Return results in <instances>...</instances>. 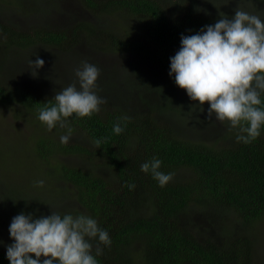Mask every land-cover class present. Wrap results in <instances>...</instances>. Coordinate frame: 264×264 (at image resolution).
<instances>
[{"label": "trees", "instance_id": "1", "mask_svg": "<svg viewBox=\"0 0 264 264\" xmlns=\"http://www.w3.org/2000/svg\"><path fill=\"white\" fill-rule=\"evenodd\" d=\"M18 1L24 7L35 1L39 14L49 3L6 0L13 6H5L0 0V105L13 106L34 127L18 149V157L23 153L21 160L31 169L29 175L24 170L17 176L21 190L0 184V264H10L7 246L14 241L4 227L9 230L12 218L21 212L39 218L52 210L88 215L107 230L111 245H99L103 254L96 257L98 264H258L256 235L264 222V127L252 143L237 142L238 129L208 119L209 105L192 101L169 72L182 34L198 33L220 13L234 16L227 9L235 10V1L245 10V5L260 8L259 1L264 7V0H109L102 5L86 0L92 11L100 10L99 22L80 21L72 31L22 29L14 15L34 14L10 11ZM112 13L135 21L133 30L123 32L125 37L112 26ZM81 33L92 54L79 50ZM43 44L75 55L67 74L76 82V69L84 61L99 63L98 53L129 55L130 75L123 70L124 86L115 81L118 90L105 99L99 113L68 118L66 125L79 140L67 144L60 141L67 127L58 124L49 131L38 119V110L54 103L61 89L54 79L62 77L53 72L62 69L50 53L35 48ZM35 49L47 59L38 75H48H27L33 56L16 75V62ZM17 76L21 81L10 84ZM117 122L124 128L119 135L113 131ZM68 156H79L81 165L68 163ZM153 158L162 161L161 171L174 174L164 187L150 172L141 171V164ZM39 180L43 187L36 186ZM130 184L135 187L126 186ZM92 243L95 255L98 239Z\"/></svg>", "mask_w": 264, "mask_h": 264}, {"label": "clouds", "instance_id": "2", "mask_svg": "<svg viewBox=\"0 0 264 264\" xmlns=\"http://www.w3.org/2000/svg\"><path fill=\"white\" fill-rule=\"evenodd\" d=\"M29 65L35 78L45 61L37 55L35 61L29 60ZM75 75L79 88L75 82L61 88L54 103L38 110L39 121L49 131L58 124L67 127L66 121L73 114L85 118L99 113L100 106L107 102L96 92L100 76L97 66L84 61ZM169 75L174 76L176 85L186 90L192 101L209 105L208 119L215 117L230 129H238L237 142L250 144L260 137L264 127V20L258 15L238 7L232 17L220 13L214 24L204 26L198 33L182 34L180 49L170 57ZM113 131L119 135L124 128L117 122ZM72 134L73 129L67 127V134L60 137L61 143H69ZM95 144L99 146L101 140L97 139ZM161 167L158 158L140 166L142 172H150L164 187L174 174L161 171ZM36 186L43 187L44 181H36ZM9 233L14 241L7 246L10 264H98L96 257L103 254L99 245H111L109 233L99 227L96 219L53 210L51 215L39 218L21 212L12 218ZM97 239L93 255L92 241Z\"/></svg>", "mask_w": 264, "mask_h": 264}, {"label": "rangeland", "instance_id": "3", "mask_svg": "<svg viewBox=\"0 0 264 264\" xmlns=\"http://www.w3.org/2000/svg\"><path fill=\"white\" fill-rule=\"evenodd\" d=\"M5 1L1 0V4L5 6H13L11 4H7ZM32 1L33 0L29 2L31 3ZM40 1L41 0H39V2ZM96 1L97 3L102 5V4H106V2L109 0H96ZM172 1L174 2L179 0H172ZM219 1L223 2L224 4H227L228 2L235 0H219ZM259 3L261 4L260 1ZM260 4H259L260 8L258 7L251 8L250 6L245 5L244 11L258 15L262 20H264V7H262ZM14 5L15 7L14 8L12 7L10 11L13 12V10H19L22 13H27L28 11H30L34 14L27 18H19L16 17V15H14L15 17L14 22L25 30L34 27L40 28L42 26L50 31L56 29L61 31L63 29L72 31L76 29L80 21L92 23L95 25L98 24L99 22L98 15L100 14V10H98V12L92 11L91 7L87 6L89 4L86 3V0H49V3L48 2L44 3L41 14L37 13L39 9H38V4L35 1H33V3H31L29 6L26 7L22 5L21 1L16 2ZM238 7L242 9L241 3L235 1V5L233 4L232 8L237 9ZM227 10L235 14L234 9L233 10L227 9ZM5 12L7 13V11ZM102 15L104 16V13H102ZM108 18L111 20L112 26H114L115 30L119 32L121 37H125L123 32H129L130 30H133V27L135 25V21H133L132 19L125 18L120 14L115 15V13H112L111 15H109ZM62 20H66L67 22H71V23L67 24L62 22ZM81 41L83 42H81L80 45L81 48L79 50L83 53L92 54V52H94L93 48L85 42L83 33H81ZM43 45L44 46L37 45L35 48L39 49L41 47L42 52L50 53L49 56L52 57L57 63H59V66L62 69L61 71L60 69L56 70L57 68L52 69L53 72H57L58 74L62 75V77L60 78L57 77L56 80L54 79V82H56L60 88L67 87L75 82L77 87L79 88V82H76L77 79H75V76H71L67 74V72L69 71L68 64L73 62V60L75 59V55L71 51H68L69 53H65L59 47H56L54 45H45V44ZM37 55H39V57L41 55V53H39L37 49L29 50L25 56H23L20 60L16 62L17 64L16 66H14L13 72L17 75L18 70L23 71L25 60H27L32 56L36 57ZM96 56H98L99 63L98 61H96L93 62V65L97 66L100 69V76L96 82L97 83L96 92L100 97L104 99L112 98V94L116 90H118V86L115 81H119V83L122 86H124L125 84V82L123 81L125 75L123 73V70L130 75L129 73L130 70L128 67V64L130 63L128 57L129 55L127 53H123L119 55L113 53L112 54L98 53ZM44 61H47V59H45ZM46 67L47 65H45L43 68L46 69ZM26 73H28L27 74L28 76L31 75L30 67L29 69L26 70ZM42 75L47 76L48 73L46 72L45 74L38 75L37 77H41ZM59 80L60 82H58ZM19 81H21L20 77L18 76L13 77L11 78L10 84H16ZM22 82H20L21 85ZM219 126L221 127L220 122H219ZM33 128H34L33 125L29 124L27 120L22 119L18 116V113L16 112L13 106L0 105V184H4L12 189L16 188L21 190L19 186L22 183H18L21 179L18 178L17 176L21 175L24 170H25V174L29 175L31 173V169L29 165H26L25 162L21 160L23 153H21L19 157L17 154L20 144L22 142L23 145L26 144L24 143L23 139L25 138V136L28 137L31 133H33ZM70 140H79V135L72 134ZM8 145L10 146L9 148ZM25 150H27L26 147ZM65 160L68 163L74 165H78V166L81 165V158L79 156H68L66 157ZM19 172L21 173L18 174ZM25 191H29V190H25ZM200 217L203 218L202 213ZM203 220H205V218H203ZM195 221L200 224L201 219L197 217ZM3 226L4 225H1L0 228H3ZM4 229L9 231L6 227H4ZM256 236L257 237L260 236L259 238L260 245L257 247V250H259L258 255L260 258L258 264H264V222L262 223Z\"/></svg>", "mask_w": 264, "mask_h": 264}, {"label": "flooded vegetation", "instance_id": "4", "mask_svg": "<svg viewBox=\"0 0 264 264\" xmlns=\"http://www.w3.org/2000/svg\"><path fill=\"white\" fill-rule=\"evenodd\" d=\"M66 21V20H65ZM63 22V21H62Z\"/></svg>", "mask_w": 264, "mask_h": 264}]
</instances>
